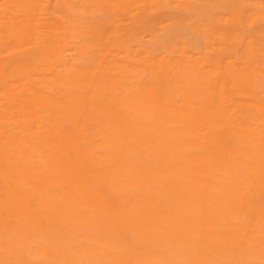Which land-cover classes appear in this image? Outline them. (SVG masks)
Segmentation results:
<instances>
[{
  "label": "bare ground",
  "instance_id": "6f19581e",
  "mask_svg": "<svg viewBox=\"0 0 264 264\" xmlns=\"http://www.w3.org/2000/svg\"><path fill=\"white\" fill-rule=\"evenodd\" d=\"M51 3L0 0V264H264L256 43L92 62Z\"/></svg>",
  "mask_w": 264,
  "mask_h": 264
},
{
  "label": "rangeland",
  "instance_id": "374dc122",
  "mask_svg": "<svg viewBox=\"0 0 264 264\" xmlns=\"http://www.w3.org/2000/svg\"><path fill=\"white\" fill-rule=\"evenodd\" d=\"M87 1L52 0L50 8L65 26L77 22L93 28V44L85 55L89 61L97 62L103 49L116 55V49L131 46L134 51L138 44L144 49L167 50L175 57L182 56L183 44L189 51L213 49L227 59L236 49L244 60L248 43L253 40L258 51L250 61L255 66L264 65V0ZM127 28L135 34L121 35L120 30ZM151 34L155 39L150 38ZM122 55L118 54V58ZM263 83L256 92L258 96H264ZM163 93L169 100L183 99L175 85H163ZM108 99L114 100V95L109 93ZM229 143L236 146L238 139L230 137Z\"/></svg>",
  "mask_w": 264,
  "mask_h": 264
}]
</instances>
